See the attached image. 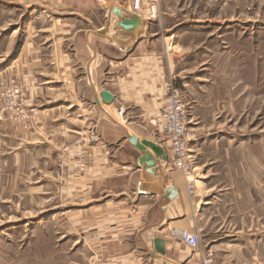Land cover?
<instances>
[{"label": "rangeland", "instance_id": "1", "mask_svg": "<svg viewBox=\"0 0 264 264\" xmlns=\"http://www.w3.org/2000/svg\"><path fill=\"white\" fill-rule=\"evenodd\" d=\"M158 1V36L175 55L173 82L190 107L195 221L184 229L199 233L198 254L212 252L213 264L217 254L219 262L264 264V0ZM41 3L0 0V80L18 81L31 103L28 123L0 119V264H95L78 231L87 202L75 187L87 171L78 151L87 150L89 167L99 140L96 119L75 108L45 111L32 94L27 42L50 25ZM151 126L146 135L167 154L163 171L186 179L170 137Z\"/></svg>", "mask_w": 264, "mask_h": 264}, {"label": "crops", "instance_id": "2", "mask_svg": "<svg viewBox=\"0 0 264 264\" xmlns=\"http://www.w3.org/2000/svg\"><path fill=\"white\" fill-rule=\"evenodd\" d=\"M41 4L50 12V25L39 30L42 39L35 33L27 42L32 94L49 105L45 111L75 108L77 116L96 119L99 140L89 147V167L75 187L87 202L78 208V231L95 264H203L198 250L170 233L194 228L195 198L185 177L163 171L162 155L141 143L143 138L158 142L146 131L168 82L177 77L175 55L158 36L157 20L131 12L127 0ZM119 107L127 124L117 119ZM14 130L27 133L20 126ZM151 167L157 173L149 172ZM170 186L177 190L171 200ZM221 246L211 243L210 249L219 252ZM217 255L218 264H237L219 262Z\"/></svg>", "mask_w": 264, "mask_h": 264}, {"label": "built area", "instance_id": "3", "mask_svg": "<svg viewBox=\"0 0 264 264\" xmlns=\"http://www.w3.org/2000/svg\"><path fill=\"white\" fill-rule=\"evenodd\" d=\"M42 1V0H40ZM131 12L145 14L147 19H155L159 13L160 3L158 0H127ZM169 51V49H168ZM167 93L162 101L157 115L152 123L159 132L167 134L171 139L173 154L176 157V167L181 169L187 181V188L191 195L195 194L196 185L193 178L192 159L189 148V133L187 116L189 115V104L182 97L180 91L175 87L173 79L166 86ZM31 103L28 102L22 86L18 81L10 82L0 80V119L10 118L18 123H28L31 118ZM117 115L121 122L127 120L123 107L117 109ZM79 168L84 171L88 168V152L82 149L79 153ZM81 160V162H80ZM77 164V165H78ZM171 236L183 242L189 249L197 251L201 246L199 233L190 232L185 229H172ZM203 264H213V253L203 255Z\"/></svg>", "mask_w": 264, "mask_h": 264}, {"label": "water", "instance_id": "4", "mask_svg": "<svg viewBox=\"0 0 264 264\" xmlns=\"http://www.w3.org/2000/svg\"><path fill=\"white\" fill-rule=\"evenodd\" d=\"M115 12L119 14L121 11L115 10ZM141 143L143 145L149 146L153 151L160 153L162 155L161 158L163 160L167 159V154H166L165 148L162 144H160L156 141H153L151 139H148V138L141 139ZM148 170L151 173H157V168H155V167H151ZM176 196H177V190H176L175 186H170L169 190H168V199L169 200L174 199Z\"/></svg>", "mask_w": 264, "mask_h": 264}]
</instances>
